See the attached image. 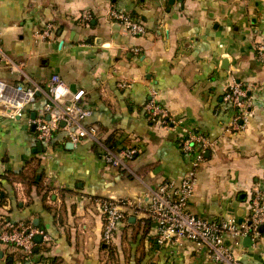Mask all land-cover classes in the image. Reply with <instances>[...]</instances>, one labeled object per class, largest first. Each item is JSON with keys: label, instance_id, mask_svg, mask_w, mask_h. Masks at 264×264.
Listing matches in <instances>:
<instances>
[{"label": "crops", "instance_id": "0c3cea01", "mask_svg": "<svg viewBox=\"0 0 264 264\" xmlns=\"http://www.w3.org/2000/svg\"><path fill=\"white\" fill-rule=\"evenodd\" d=\"M112 9L143 21L146 33L124 32L110 18ZM259 47L264 0H0V80L7 98H21L18 85L40 90L20 117L7 116L10 107L0 102V228L23 221L50 238L36 243L27 260L0 245V264H216L190 241L156 246L154 225L143 222L149 218L141 211H128L112 244L102 243L99 201L127 199L144 207L159 182L188 170L176 131L146 113L154 100L212 143L189 211L209 220H245L251 192L264 185ZM53 74L71 93L84 90L91 114L82 124L97 128L98 141L139 149L126 168L105 164L92 139L73 144L62 132L47 146L37 139L31 114L48 101ZM232 84L247 94L248 117L238 128L232 122L239 111L223 99ZM233 249L241 264H264V230L259 240L245 246L242 239Z\"/></svg>", "mask_w": 264, "mask_h": 264}, {"label": "built area", "instance_id": "2783aa9c", "mask_svg": "<svg viewBox=\"0 0 264 264\" xmlns=\"http://www.w3.org/2000/svg\"><path fill=\"white\" fill-rule=\"evenodd\" d=\"M109 16L129 35L141 36L146 33V24L126 12L112 9ZM81 18L89 20V13L83 11ZM44 35H48V31H45ZM258 56H264L263 47L258 48ZM7 87L6 82L0 80V102L10 107L5 114L11 118L21 116L25 106L34 102L36 93L40 92L39 88L35 87L15 86L14 89L21 94V98L14 101L7 98ZM84 95L82 89L71 93L63 80L53 74L47 88L48 101L31 121L35 124L37 139L46 146L50 144L56 132L64 133L65 138L73 144L86 138L92 139L102 146L101 159L105 164L118 169L126 168L137 156L139 149L136 146L115 149L98 141L97 128L82 124L91 114L86 103L82 101ZM223 99L239 111L238 116L233 118L232 126L243 127L239 122H245L248 117L244 108L246 89L239 84H232L225 90ZM145 110L150 120L176 131L179 148L187 156L189 168L180 178H168L159 182L148 196L144 207L127 199H101V242L112 244L119 227L128 218V211L137 214L141 211L154 223L156 246L170 248L181 245L183 241H190L200 249L206 248L209 258L216 264H241L234 255L233 248L240 246L245 237H250L253 242L261 236L259 227L264 226V185L255 187L251 192L248 214L241 222L229 217L209 220L194 215L189 211L188 203L194 193L198 170L205 161V154L212 143L204 134L184 126L182 120L170 116L167 110L154 100L146 104ZM61 122L64 125H61ZM36 235H42L44 241L50 240L40 228L30 223L20 221L11 226L4 225L0 228V245L20 251L27 260L34 255L37 246L34 241Z\"/></svg>", "mask_w": 264, "mask_h": 264}, {"label": "water", "instance_id": "95a60500", "mask_svg": "<svg viewBox=\"0 0 264 264\" xmlns=\"http://www.w3.org/2000/svg\"><path fill=\"white\" fill-rule=\"evenodd\" d=\"M39 94V92H37L36 93V95H38ZM20 117V116H19ZM36 117V115L33 113V114H31V118H32V120L34 119ZM47 118H48V116H47ZM61 125H64V123L63 122H61ZM31 128H32V130H35V124L34 123H32L31 124ZM208 152H206V154H205V156L206 157H208ZM259 229L262 231V230H264V226H260L259 227ZM42 239H43V237H42V235H36L35 236V238H34V241L36 242V243H40L41 241H42ZM251 239H250V237H245V238H243V243H244V245L245 246H249L250 244H251ZM35 251V250H34Z\"/></svg>", "mask_w": 264, "mask_h": 264}, {"label": "trees", "instance_id": "16d2710c", "mask_svg": "<svg viewBox=\"0 0 264 264\" xmlns=\"http://www.w3.org/2000/svg\"><path fill=\"white\" fill-rule=\"evenodd\" d=\"M198 132H199V131H198ZM200 133H201V132H200ZM7 183H8V182H7ZM5 185H6V189H7V191H8V194H9V190H10V189L7 187V184H6V183H5ZM9 185H10V184H9ZM11 196L13 197V193L11 194ZM14 197H15V195H14ZM12 200H13V199H12ZM126 221H127V220H126ZM143 222H144V223H148V222H149V224H150V223H151V224L153 223V221H152L150 218H149V219H144ZM153 225H154V223H153Z\"/></svg>", "mask_w": 264, "mask_h": 264}]
</instances>
